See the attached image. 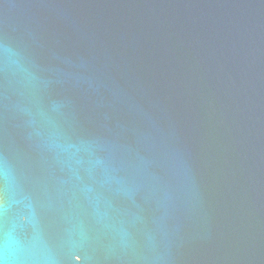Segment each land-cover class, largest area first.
Returning a JSON list of instances; mask_svg holds the SVG:
<instances>
[{"label": "water", "instance_id": "1", "mask_svg": "<svg viewBox=\"0 0 264 264\" xmlns=\"http://www.w3.org/2000/svg\"><path fill=\"white\" fill-rule=\"evenodd\" d=\"M0 264H264V0H0Z\"/></svg>", "mask_w": 264, "mask_h": 264}]
</instances>
